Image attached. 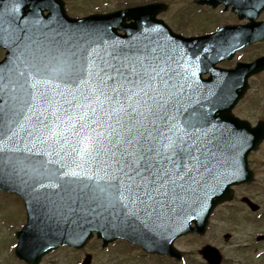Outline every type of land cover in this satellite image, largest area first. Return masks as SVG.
I'll return each instance as SVG.
<instances>
[{
    "label": "snow or ice",
    "instance_id": "snow-or-ice-1",
    "mask_svg": "<svg viewBox=\"0 0 264 264\" xmlns=\"http://www.w3.org/2000/svg\"><path fill=\"white\" fill-rule=\"evenodd\" d=\"M25 6L31 23L50 12L46 24L62 8L60 0ZM17 10L16 0H0V43L11 45L0 63V181L44 188L41 179L57 177L52 187L61 188V203L41 204L43 223L104 221L148 235L242 175L239 149L247 137L225 135L227 129L217 135L202 104L185 106L175 72L182 67L174 54L179 45L161 44L157 33L123 48L101 34L77 37L61 27L49 30L54 35L45 50ZM208 51L181 50L180 58L195 67Z\"/></svg>",
    "mask_w": 264,
    "mask_h": 264
},
{
    "label": "water",
    "instance_id": "water-1",
    "mask_svg": "<svg viewBox=\"0 0 264 264\" xmlns=\"http://www.w3.org/2000/svg\"><path fill=\"white\" fill-rule=\"evenodd\" d=\"M201 4L217 5L224 3L225 5H233V10L237 11L240 18H243L242 10L237 8V0H195ZM16 3H22V13L25 9L26 0H16ZM255 13L252 19L257 16L259 11L264 8V4L256 2ZM156 4L128 8L104 15H92L80 19L67 20L60 13H57L53 18L52 23H45L51 14L39 23H31L29 16V7L26 17L29 20L32 35L37 43L43 49L49 47L47 41L54 35L49 30L56 28L57 31L71 29L78 37L81 31H87L92 34H101L109 41V43L117 47L128 48L130 46H140L144 43V37L149 36L155 38L159 33V42L161 44H171L175 48L179 45V49L175 51V56L182 67L175 69L176 73H181L176 77V82L184 84L186 93L185 106L191 111L193 108L200 109L202 104L204 107L200 109L207 113V119L211 122L209 130H215L219 135L225 129L230 132H235L238 135L246 136L247 141L240 147V167L245 169V156L249 150L255 149L258 143L264 136V130L256 128L249 130L245 124L237 122L230 115V111L235 103L242 97L247 85L246 79L254 72L261 70L264 63H254L247 66H238L235 70L223 72L215 68V64L224 60L230 59L234 52L252 42L264 39V23L255 24L252 27L251 33L247 30L249 27L239 29L238 27H225L217 30L211 35H205L197 38H183L171 33L169 28L161 21L155 19V15L161 10ZM21 17L24 15H16ZM250 18V17H249ZM59 22L58 24L56 22ZM125 21H129L126 23ZM23 24L24 22L21 21ZM159 25L157 32H145V29L156 28ZM118 31H123L121 35ZM44 33L47 36L43 35ZM59 39V37H56ZM1 46L7 49L5 57L0 61L3 63L6 58H9L11 45L0 43ZM35 47V46H33ZM203 48L209 49L207 53H202L200 60L195 62V67H188L185 60L180 58L181 50L192 53L199 52ZM19 55L18 52L15 53ZM55 51L49 55H55ZM25 55H29L25 53ZM188 63H193L190 59ZM195 70L196 75L191 76V72ZM188 73L187 82L183 79V74ZM209 73L208 79L203 80L202 74ZM190 85V86H189ZM190 102V103H189ZM18 155H25L19 153ZM45 159V157H39ZM35 164V161H32ZM55 167H58L55 166ZM67 170V169H65ZM64 179H68L65 177ZM250 180L244 171L242 175L237 176L229 181L222 183L212 192L207 200L200 204H195L192 207L185 208L179 213L176 224L158 229L156 233L144 235L129 229L127 227H117L107 224L104 221H93L85 223L80 221V226L76 227L71 223H65L61 220L57 223L56 217L52 221L43 223L44 217L41 215V204L52 206L53 202L61 203L60 196L63 195L60 187H52L53 183H59L57 177H47L41 179V183L45 184L44 188H39L34 181H29L27 184L21 183L15 179H4L0 181V190L9 191L17 194L23 200L26 213L27 223L25 227L17 233V255L35 264L41 256L48 251L57 248L61 245L68 244L76 248L81 247L95 232L98 237L103 239L104 244L116 239L117 237L126 238L131 242L141 245L146 251L150 252H171L170 243L173 239L185 235L188 232L203 233L207 224V219L213 208L231 196L229 187L234 184L247 182ZM39 201V203H38ZM72 218L69 217V221ZM191 223L194 224L191 227ZM51 245V247H49ZM162 248V249H161ZM161 249V250H160ZM200 253L208 261L209 264H219L220 256L214 248L205 247ZM34 260L35 262H32Z\"/></svg>",
    "mask_w": 264,
    "mask_h": 264
},
{
    "label": "rangeland",
    "instance_id": "rangeland-1",
    "mask_svg": "<svg viewBox=\"0 0 264 264\" xmlns=\"http://www.w3.org/2000/svg\"><path fill=\"white\" fill-rule=\"evenodd\" d=\"M80 8L78 7L77 15L83 16L91 11L95 10L94 7L99 5L105 0H93L90 4V0H78ZM161 1V0H132L130 3L125 4L126 1L122 0H106L105 4H101L99 11H109L116 7L140 5L145 2ZM168 5V10L160 15L174 31L182 32L185 35L196 33H207L214 30L215 27L234 22L233 18L228 13H220L218 8L210 11L202 10L201 13L195 11V8L191 7V0H162ZM123 4V5H121ZM93 6V7H91ZM206 9V8H205ZM190 22L188 27L185 25V21ZM184 21V22H183ZM264 53V46H257L253 51L244 54V58H251ZM2 51H0V58L2 57ZM251 93H255L258 96L264 94V78L254 80L249 85ZM260 91V93H257ZM261 159V158H260ZM258 169H256L255 183L249 187H240L236 189V199L243 194H254L260 196V190H264V171L261 169V165L258 163ZM264 202V199L261 198ZM230 211V212H229ZM248 211H244L243 208L234 204V206L224 207L219 209L211 217L209 221V229L202 238L186 237L185 239L178 240L175 247L186 254L187 264H204L197 253L205 244H210L219 249L225 261L223 264H264V259L255 258L254 254L250 252V249H254L253 236L254 232L261 230L263 221H253L252 217L248 214ZM25 223V214L22 202L13 194L0 191V264L5 260L4 256L10 259V252L14 247L15 234L23 227ZM230 234L231 238L225 242L223 240L224 234ZM250 245L251 248L244 246ZM88 251L95 252L97 255V262L95 264H119L129 261L130 264H179L172 261H163L157 259L159 262L146 260L142 257H138L136 250L127 248L126 246H117L115 250L116 258L113 259L100 252V248L96 240H92L87 248ZM67 249H61L51 257V261L54 260L59 264H69L67 261L70 257H66ZM4 255V256H3ZM49 259V260H50ZM14 260V258L12 259ZM150 261V262H149ZM11 262V261H10ZM172 262V263H171Z\"/></svg>",
    "mask_w": 264,
    "mask_h": 264
},
{
    "label": "flooded vegetation",
    "instance_id": "flooded-vegetation-1",
    "mask_svg": "<svg viewBox=\"0 0 264 264\" xmlns=\"http://www.w3.org/2000/svg\"><path fill=\"white\" fill-rule=\"evenodd\" d=\"M251 1L252 0H245V4L248 3V6L250 5V9L249 10H246V9L242 10V15L244 17H250L249 21H245V20L240 21V20H238V14L229 13L230 16L234 20V22L232 21L229 24L245 25L247 22L248 23L254 22V21H252V15H254V13H255V5L254 4L252 5V3L250 4ZM60 4L62 5V8L58 7L56 10V13L63 14L65 12L69 17H72V18L79 16L76 14V12L78 11V7L80 8L78 0H60ZM23 7L24 6L22 3H18L17 4L18 10L15 12V15H18V16L24 15L26 17V12H27L28 8L25 7V9L23 10V13H22ZM194 8H195V11H197V9L199 7L194 6ZM45 13H48V12L46 11ZM258 19L264 20V10H262L259 13ZM187 21L188 20H186L185 22L183 21V22L188 27L190 22H187ZM257 46H264V41L260 42V43L253 44V45L248 46L245 49L239 51L238 53H236L235 57L231 61L222 62L219 64V67H221L223 69H231V68H234L240 62H244V63L252 62L253 60H255V58H257V56L254 55V57H251V58H244L245 56H243V55L246 53H249L250 51H253L255 49V47H257ZM261 55H264V53L263 54L261 53L258 56H261ZM261 77L264 78V71L250 77L249 78L250 85H251V82L253 83L254 80L259 79ZM250 93H251V89L249 88V90L246 92L243 99L238 102V104L234 107L232 112L237 118L242 119V120H246L250 123L251 126H255L256 124H258L260 122H264V94L258 96L255 93H252V94H250ZM257 93H260V91H257ZM247 161H248L249 168L252 170L254 175H256V169H258V167H257L258 163L261 165V169H263V171H264V140L258 146L257 150L251 151L247 155ZM240 187H244V186H239L237 188H240ZM260 192H261L260 196H256L254 194H249L248 197L252 201L257 202L262 206L261 207L262 210H260L261 212L259 211L254 215H255L256 219H263L264 220V202H262L263 200L261 199V198L264 199V190H260ZM263 224H264V221H263ZM261 231L262 232L258 235L264 234V225L262 226ZM258 235L254 236V238H253L254 243L252 245L254 246V249H250L249 251L252 252L255 256L264 257V242H262V241L256 242L257 241L256 237ZM98 245L101 246L100 241H98ZM119 245L120 246L121 245H127L132 250L138 251L140 257H142L146 260H150L151 263H152V261H154L153 255L145 254L140 249H138V247L128 245L127 243H124L123 241H116V242L108 245L106 249H101L100 252L105 253L107 259H109V256H111L113 259H115L117 256L115 254L114 249ZM261 246L263 247V249H259ZM66 249H67V251H66L67 256L66 257H70V259L67 261L69 264H79L81 261V258H83L86 254H89V253L92 254L91 255L92 256V263L91 264H95L97 262V255L95 254V252L88 251L87 248L83 249V250H74V249L66 247ZM59 250L60 249H57V250L50 252L48 255L44 256L38 262V264H59L55 260L52 262L51 261L52 259H50L51 257H54V255L57 254V252ZM12 256H13L14 260H12L13 258L10 260L9 259L4 260L3 262H1V264H27L25 261L18 259L15 256V253L13 251L10 252V257H12ZM108 264H111V263L108 262ZM119 264H127V262L125 261L124 263H119Z\"/></svg>",
    "mask_w": 264,
    "mask_h": 264
}]
</instances>
